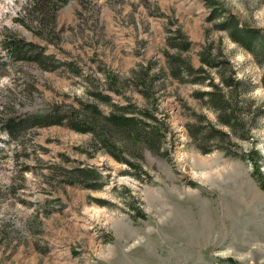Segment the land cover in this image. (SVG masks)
I'll return each mask as SVG.
<instances>
[{
    "label": "rangeland",
    "instance_id": "rangeland-1",
    "mask_svg": "<svg viewBox=\"0 0 264 264\" xmlns=\"http://www.w3.org/2000/svg\"><path fill=\"white\" fill-rule=\"evenodd\" d=\"M212 1L215 7L206 0H71L57 13L51 43L34 33L28 0H0V124L80 102L97 103L107 116L112 107L92 95L101 92L133 109L128 117L165 126L155 149L117 143L134 168L95 146L90 133L56 125L13 141L0 125V264H264V190L250 157L258 152L264 176V56L218 30L223 19L213 17L224 8L264 36V0ZM175 31L191 42L196 70L201 47L221 45L245 82L243 130L222 124L194 97L206 85L160 75ZM11 36L43 48L61 67L9 61L2 41ZM144 72L160 75L150 92L138 84ZM211 75L218 81V72ZM210 125L228 135L224 141L204 138ZM78 169L98 177L85 184L75 179Z\"/></svg>",
    "mask_w": 264,
    "mask_h": 264
},
{
    "label": "trees",
    "instance_id": "trees-1",
    "mask_svg": "<svg viewBox=\"0 0 264 264\" xmlns=\"http://www.w3.org/2000/svg\"><path fill=\"white\" fill-rule=\"evenodd\" d=\"M71 0H28L26 3V11L28 16L37 21L41 27L35 29L34 33L44 38L46 41H56L57 35L54 33L53 25L58 11ZM82 4L87 3V0H77ZM208 6L215 7L216 4L212 0H206ZM214 19L222 20L217 29L225 31L228 36L238 45L253 54H261L264 56V36L260 30L241 24L239 20L231 12L224 8H214ZM22 25H29L26 18L20 20ZM2 46L5 51V57L13 63H32L45 71H54L61 67L60 63L55 61L46 54V51L34 45L27 43L16 37H8L2 41ZM221 45L216 46L209 42L203 45L198 52L201 66L195 69L189 52L192 50V44L189 39L181 32L175 31L170 33L167 38L166 51V67L161 69L160 75L171 76L172 79L181 83H191L194 85H206L209 87L207 91H196L194 97L207 105L211 109L219 113L220 122L233 130H243L245 123L243 122L242 114L247 110L246 101H241L242 88L245 82L238 78L236 71L232 68L231 62L223 54ZM187 55V56H186ZM74 69V68H73ZM218 72V81L211 75V71ZM77 71V70H75ZM159 76H151L149 72H144L138 78V84L145 91L150 92L153 82L159 80ZM109 86L112 90L117 85V79L110 76ZM252 87L251 85L249 86ZM92 95L98 101L109 104L112 107L109 115L104 116L100 111L97 103L84 104L80 102L79 108L74 106H60L46 108L41 111L28 112L23 115H14L5 118L1 121V129L10 136L13 141L22 140L26 132L33 128L50 127V126H66L78 133L92 134L93 144L95 146H103L105 151L117 160L125 161L131 164L132 167H138L130 163L129 160L119 156L117 143H124L128 146L133 142L138 147H148L155 149L159 145V138L164 137L165 126L162 124L151 127L150 122L137 117H128L127 112H132L129 107H122L112 103V98L109 95H104L101 92H93ZM251 109V105H250ZM141 115L152 120H156L150 112H141ZM204 120V119H202ZM160 124V123H159ZM150 129L151 131H147ZM198 133H203L204 128L197 130ZM242 133V132H241ZM207 136L204 138L214 139L217 135L225 140L228 136L222 132L216 125H210L206 130ZM192 135L195 134L192 132ZM243 136V135H242ZM253 164L256 165V174L260 182L261 188L264 190V176L259 171L257 161L260 158L257 151H252L250 154ZM96 175L92 170L78 169L75 173V179H81L86 184L91 179H95ZM72 177L68 183H75L76 180ZM88 187H95L92 184H87Z\"/></svg>",
    "mask_w": 264,
    "mask_h": 264
}]
</instances>
